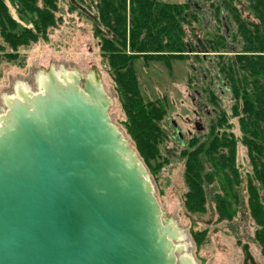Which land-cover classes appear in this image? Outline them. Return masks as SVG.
Returning a JSON list of instances; mask_svg holds the SVG:
<instances>
[{
	"label": "water",
	"instance_id": "1",
	"mask_svg": "<svg viewBox=\"0 0 264 264\" xmlns=\"http://www.w3.org/2000/svg\"><path fill=\"white\" fill-rule=\"evenodd\" d=\"M6 103L0 264H193L96 73L49 68L40 91Z\"/></svg>",
	"mask_w": 264,
	"mask_h": 264
},
{
	"label": "trees",
	"instance_id": "2",
	"mask_svg": "<svg viewBox=\"0 0 264 264\" xmlns=\"http://www.w3.org/2000/svg\"><path fill=\"white\" fill-rule=\"evenodd\" d=\"M60 2L0 0V63L24 65L25 57L21 52L45 40L48 29L61 21ZM88 2L96 10L92 16L94 35L124 112L121 124L143 163L153 172L162 164L160 145L167 137L162 125L166 102L164 97L144 100L134 60L160 61L168 66L171 60L186 59L199 52L204 61L211 63L207 55L214 53L209 100L217 104L213 88L220 95L232 94L230 117L236 118L240 136L229 130L231 123L225 110L212 108L206 112L215 115L207 135H203L202 140L191 137L182 150L187 188L183 206L190 213L205 212L208 193L213 191L217 221L230 223L240 216L241 207L245 206L247 213L238 217V226L245 221L251 241L264 258V0H221L217 9L222 6L226 14L219 17L220 29L204 41L196 39V31L190 23L196 11L186 10L187 3ZM237 4H242L243 8ZM241 9L247 10L246 16ZM203 76H208L205 69ZM201 79L205 81L204 77ZM215 82L225 86V91H220ZM201 94L205 95V89ZM205 128L195 126L197 133L204 132ZM238 142L245 147L251 167L244 178L236 163ZM241 189L247 196L245 203ZM239 232L245 233L238 228ZM204 236V233L195 234L197 246ZM236 243L242 244L239 240Z\"/></svg>",
	"mask_w": 264,
	"mask_h": 264
},
{
	"label": "rangeland",
	"instance_id": "3",
	"mask_svg": "<svg viewBox=\"0 0 264 264\" xmlns=\"http://www.w3.org/2000/svg\"><path fill=\"white\" fill-rule=\"evenodd\" d=\"M162 1L175 4L187 3L186 10L196 11L191 16L190 23L196 31V39L201 41L207 36L210 37V34L217 33L220 29L219 17L226 14L222 6L217 9L221 0ZM59 5H61V21H57L54 27L48 29V37L45 40H40L21 52L25 57L23 66L6 61L0 63V119L7 111V100L18 97L19 91L35 93L41 90V81L49 68L59 80H62V75L67 77L71 73H78L81 78L92 77L96 73L102 90L110 99L108 113L111 123L118 127L146 169L153 194L162 213L161 218L170 221L180 234V239L175 241L174 245H183V253L192 260L193 264H264L259 249L251 241L250 230L245 221L240 224L241 227L238 226V217L242 218L247 213L245 206L241 207L240 216L238 215L231 223L217 221V213L212 202L213 191L208 193L205 212L190 213L183 206L187 188L184 177L185 157L182 155V150L191 137L197 136L202 140V136L207 135L208 126L215 115L206 112L211 111L212 108L225 110L228 114V122L231 123L229 130L235 136H240L236 118L230 117V109L234 101L232 94L225 92L224 95H220L213 88L217 104L209 100L214 53L207 55L211 63L204 61L199 52L192 53L186 59L171 60L168 66L160 61L150 60L145 63L141 58L134 60L133 67L144 100L164 97L166 102V115L162 125L167 137L160 145V152L163 155L162 164L153 172L143 163L133 141L121 124L125 119L124 112L105 60L101 56L98 38L94 35L92 18L96 11L94 5L88 0H61ZM237 5L243 8L242 4ZM241 11L243 16L247 15V10L241 9ZM204 69L208 72V76H203ZM202 77L205 81L201 79ZM215 86H218L220 91L226 89L219 82H215ZM203 89L205 95L201 94ZM171 121L175 124L172 125ZM203 125L206 127L204 132L197 133L195 126ZM177 133L180 134V139ZM236 163L244 178L251 171V167L245 147L239 142ZM240 194L245 203L247 196L244 189L240 190ZM238 228L245 233H238ZM198 233H204L205 236L202 243L197 246L194 236ZM237 240L242 244L238 245Z\"/></svg>",
	"mask_w": 264,
	"mask_h": 264
},
{
	"label": "flooded vegetation",
	"instance_id": "4",
	"mask_svg": "<svg viewBox=\"0 0 264 264\" xmlns=\"http://www.w3.org/2000/svg\"><path fill=\"white\" fill-rule=\"evenodd\" d=\"M174 127V126H173ZM177 137L180 139V137L177 135Z\"/></svg>",
	"mask_w": 264,
	"mask_h": 264
},
{
	"label": "bare ground",
	"instance_id": "5",
	"mask_svg": "<svg viewBox=\"0 0 264 264\" xmlns=\"http://www.w3.org/2000/svg\"><path fill=\"white\" fill-rule=\"evenodd\" d=\"M44 78V77H43Z\"/></svg>",
	"mask_w": 264,
	"mask_h": 264
}]
</instances>
